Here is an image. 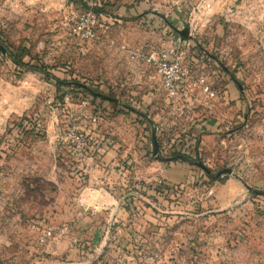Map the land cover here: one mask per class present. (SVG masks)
<instances>
[{"label":"rangeland","instance_id":"obj_1","mask_svg":"<svg viewBox=\"0 0 264 264\" xmlns=\"http://www.w3.org/2000/svg\"><path fill=\"white\" fill-rule=\"evenodd\" d=\"M149 255L264 264V0H0V264Z\"/></svg>","mask_w":264,"mask_h":264},{"label":"built area","instance_id":"obj_2","mask_svg":"<svg viewBox=\"0 0 264 264\" xmlns=\"http://www.w3.org/2000/svg\"><path fill=\"white\" fill-rule=\"evenodd\" d=\"M85 36L92 38V31L88 29ZM184 58V53L174 48L169 51H150L145 57L146 62L153 67L156 75L160 78L163 90L169 95H175L177 93L179 85H181L186 77ZM197 84L203 85L204 79L193 83V86ZM204 92L210 96L214 95L208 86H204ZM67 137L71 141L75 153L81 154L87 148L86 134L80 131L77 126L71 125L68 128ZM146 264L158 263L153 255H149L146 258Z\"/></svg>","mask_w":264,"mask_h":264},{"label":"water","instance_id":"obj_3","mask_svg":"<svg viewBox=\"0 0 264 264\" xmlns=\"http://www.w3.org/2000/svg\"><path fill=\"white\" fill-rule=\"evenodd\" d=\"M99 96H101V97H103L105 99H108V98H106V97H104L102 95H99ZM108 100H110V99H108ZM152 141H153V155H155L157 153V150H158V144H157L154 136L152 138ZM223 173H230V171H227V170L221 171V172L217 173V176H219V175H221Z\"/></svg>","mask_w":264,"mask_h":264},{"label":"crops","instance_id":"obj_4","mask_svg":"<svg viewBox=\"0 0 264 264\" xmlns=\"http://www.w3.org/2000/svg\"><path fill=\"white\" fill-rule=\"evenodd\" d=\"M90 208L88 207L87 210H89ZM95 212V211H94Z\"/></svg>","mask_w":264,"mask_h":264}]
</instances>
